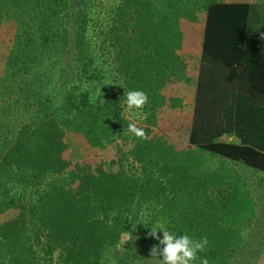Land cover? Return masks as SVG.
<instances>
[{"label": "trees", "instance_id": "16d2710c", "mask_svg": "<svg viewBox=\"0 0 264 264\" xmlns=\"http://www.w3.org/2000/svg\"><path fill=\"white\" fill-rule=\"evenodd\" d=\"M233 164L264 174V0H0V264L137 261L161 223L230 264Z\"/></svg>", "mask_w": 264, "mask_h": 264}, {"label": "rangeland", "instance_id": "374dc122", "mask_svg": "<svg viewBox=\"0 0 264 264\" xmlns=\"http://www.w3.org/2000/svg\"><path fill=\"white\" fill-rule=\"evenodd\" d=\"M95 1L108 4L113 0ZM122 105L126 117L130 119L131 122L140 123L138 119L139 111L133 109L131 112H125V99L122 100ZM27 116L28 112L26 111L22 113L18 112L9 118L8 123L12 125L18 118H27ZM9 128H12V130L14 129V127ZM70 142V151L73 159L85 156L88 152V150H83L73 137H71ZM236 167L238 168L239 166L236 165ZM243 182V189H247L250 192L251 205L246 209L243 221L235 224V229L240 239L237 241V251L230 264H264V177L260 175L254 176L250 171L244 169ZM146 238L142 241L140 237H135L136 242L140 244V246L142 245L141 247L144 249V253L139 256V260L136 261L135 256L132 255L130 261L124 263L123 259L120 260L113 256V249H109L105 254L107 264H156V258L150 256V249L155 244L150 240L147 241ZM119 251H122V248ZM53 254L55 258L58 251L56 250Z\"/></svg>", "mask_w": 264, "mask_h": 264}, {"label": "clouds", "instance_id": "9594fccd", "mask_svg": "<svg viewBox=\"0 0 264 264\" xmlns=\"http://www.w3.org/2000/svg\"><path fill=\"white\" fill-rule=\"evenodd\" d=\"M125 95V112L143 109L148 103V95L143 90H130ZM127 131L137 138L147 139L145 130L134 122L128 124ZM158 230H162V238ZM149 235L159 242L150 249V256L156 258V264H193L198 259L200 264H208L206 257L199 256L207 250V236L196 239L187 233H173L163 223L152 227Z\"/></svg>", "mask_w": 264, "mask_h": 264}, {"label": "crops", "instance_id": "0c3cea01", "mask_svg": "<svg viewBox=\"0 0 264 264\" xmlns=\"http://www.w3.org/2000/svg\"><path fill=\"white\" fill-rule=\"evenodd\" d=\"M255 1H257V0H255ZM229 138H231V136L229 137ZM234 166V168L237 170V172L240 174V179H241V183L243 184L244 182H243V172H244V169H246L247 171H250L251 173H252V175H254V176H258V175H260L261 177H264V174H260V173H257V172H254L253 170H251V169H248V168H245V167H236V164L235 165H233ZM248 192H249V190H248ZM250 193V192H249ZM250 197H251V195H250Z\"/></svg>", "mask_w": 264, "mask_h": 264}]
</instances>
